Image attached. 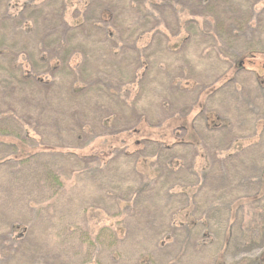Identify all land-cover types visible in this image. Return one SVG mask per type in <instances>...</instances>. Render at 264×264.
Masks as SVG:
<instances>
[{
  "label": "rangeland",
  "instance_id": "rangeland-1",
  "mask_svg": "<svg viewBox=\"0 0 264 264\" xmlns=\"http://www.w3.org/2000/svg\"><path fill=\"white\" fill-rule=\"evenodd\" d=\"M137 1L0 0V264H264V0Z\"/></svg>",
  "mask_w": 264,
  "mask_h": 264
},
{
  "label": "trees",
  "instance_id": "trees-1",
  "mask_svg": "<svg viewBox=\"0 0 264 264\" xmlns=\"http://www.w3.org/2000/svg\"><path fill=\"white\" fill-rule=\"evenodd\" d=\"M136 3H138L139 5H141V6H143V2L141 1V0H138ZM131 6H132V4H130ZM134 8V7H133ZM137 8H139V7H137ZM137 12H139V14L140 13H144L143 11H141L140 9H137ZM4 15H5V13H4ZM9 18V16L6 14L5 15V17H4V20H6V19H8ZM140 18L141 19H147V17L144 15V17L142 18V15H140ZM139 18V19H140ZM45 19V18H44ZM14 20V19H13ZM10 21V20H9ZM59 21H60V24H59V27H61L62 29H63V27L66 29L67 28V34H66V37L67 36H71V34L73 35L74 33H80V32H85V28H74V26H72V25H68V27L67 26H65L63 23H62V21L61 20H58L57 21V23H59ZM11 22V21H10ZM94 27H93V31H95L97 34H101V33H104V31L105 30H107V28L106 27H103L102 25L100 26V25H93ZM22 27V26H21ZM70 29H72V30H74V31H72V30H70ZM58 31V30H57ZM20 32H22V31H20ZM69 33H71V34H69ZM48 34V33H47ZM143 36H145V34L144 35H142L141 37H139V36H137V38H136V41H132V43H131V49H132V52H131V56H135L134 58H135V60H138V61H140V66L142 65L141 64V61H142V59H145V54L142 56V53L143 52H146L147 51V49L150 47V45H151V43H149V42H147V43H145V45L143 46V48L140 50V48H138V46H136V45H138V41L140 40V39H143L142 37ZM63 40L64 39H62V40H60L59 41V44H57V42H56V44L58 45L57 47V49H56V51L54 50L53 52L54 53H64V51L65 50H67L68 49V43H70V41L68 40L67 42H66V45H65V47H64V44H65V42H63ZM40 42V43H39ZM38 42V46H40L41 45V43H42V41H39ZM115 42V44L117 45V44H119L118 42L119 41H114ZM147 44V45H146ZM5 52H8L7 53V55L10 53L9 51H5ZM1 54H4V51H1L0 50V56H1ZM11 54V53H10ZM137 56V57H136ZM0 58H2V57H0ZM4 59H5V57H4ZM8 60V59H7ZM43 61H45L46 62V60L45 59H43ZM16 70L17 69H19V68H16V67H14ZM20 70H21V67H20ZM40 82H42V81H40ZM48 87H46L45 89H43V90H46L45 92H47L48 90ZM14 92V91H13ZM12 92V93H13ZM9 93H10V90H9ZM133 130H129L127 133H133V132H136L135 131V128L133 127L132 128ZM141 144V143H140ZM189 146V145H188ZM186 147V146H185ZM176 149H178V144H176V146H172V148H169L168 150L169 151H173V150H176ZM168 167H170L169 165H168ZM135 173H136V171H135Z\"/></svg>",
  "mask_w": 264,
  "mask_h": 264
}]
</instances>
